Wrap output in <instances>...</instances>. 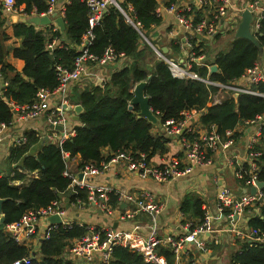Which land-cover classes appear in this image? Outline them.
Instances as JSON below:
<instances>
[{"label": "trees", "instance_id": "16d2710c", "mask_svg": "<svg viewBox=\"0 0 264 264\" xmlns=\"http://www.w3.org/2000/svg\"><path fill=\"white\" fill-rule=\"evenodd\" d=\"M60 2L58 0V4ZM119 4L132 21L140 24V29L146 36H149L152 28L160 24L161 17L155 0H119ZM14 5L18 9L22 8L27 15L33 9L37 14L46 10L44 0H15ZM63 19L65 29L51 34L49 26L38 29L27 19L11 24L13 35L21 39L20 44L12 48V55L24 62L22 69L17 71L5 61L8 53L5 45L8 37L5 32L7 17L0 13V73L8 80V87L0 95V123L8 122L11 118L7 101L17 104L31 103L38 88L53 89L56 86L55 64L72 67L73 59L77 55L73 47H55L50 50L46 44L50 37H57L63 43H78L88 30L87 7L81 0H69L64 3ZM91 31L94 35L89 47L91 53L100 55L106 46L111 45L115 51L130 57L131 61L114 70L102 84L74 91L72 101L81 104L83 111L79 113V120L73 121L74 135L64 140L61 146L47 141L33 154L31 152L39 141V136L30 131L22 144L10 148L9 161L15 165L14 174L0 176V198L4 199L1 204L3 224L18 220L30 208L46 206L55 199L62 200L61 197L68 203L75 200L76 196L85 202L86 189H78L76 196L67 190L70 179L62 173L66 162L62 152H67L71 158L77 157V167H80L84 163L107 160L110 155H102L104 147H108L111 152L119 149L130 150L134 154L144 152L148 158L166 151V144L171 136L163 134V131L152 133L155 124L145 117L137 116V105L131 110L128 109L133 86L139 81H146L144 93L148 96L149 106L159 118L161 126L167 119H181L180 112L188 109L200 111L197 120L201 124H214L219 133L224 134L226 130L233 129L239 120L254 117L264 106L263 99L245 94L237 98L227 97L221 104H209V89L205 84L198 80L172 77L164 60L154 55L135 27L113 5L107 8L100 23L93 26ZM221 34L218 33L215 38L218 39ZM256 35L262 48L264 13ZM192 40L194 42L196 38ZM225 41L228 42L227 48L217 51L212 59L217 64L218 71L210 74L211 78L221 82L239 76L258 59L260 50L251 41L242 37L236 38L231 32H228ZM166 45L169 50L167 56H172L171 52L177 54L180 51L173 39ZM199 46L206 53L210 48L204 41H200ZM193 68L205 76V68ZM258 88L264 90V84L261 83ZM258 164V179L264 181V149ZM26 173L32 174L27 183L20 187L11 183L13 179H23ZM262 192L264 198V187ZM108 196L110 202L115 203V194L109 193ZM202 206L203 202L197 196L190 195L181 201L179 209L194 217L190 221L195 224L203 218ZM258 206V213L247 211L249 216L246 224L252 229L264 232V204ZM85 232V227L76 223L71 227L51 225L49 237L40 241L38 256L33 255L29 264H75L64 258L63 254L69 241L81 237ZM158 252L166 257L169 264H173V255L168 248L159 246ZM30 254L29 247L17 244L8 237L3 228L0 229V264H12ZM108 264L150 263L145 262L132 249L115 246ZM229 264H264V247L255 242L239 243V249L229 256Z\"/></svg>", "mask_w": 264, "mask_h": 264}, {"label": "built area", "instance_id": "2783aa9c", "mask_svg": "<svg viewBox=\"0 0 264 264\" xmlns=\"http://www.w3.org/2000/svg\"><path fill=\"white\" fill-rule=\"evenodd\" d=\"M81 1L87 7L88 30L82 35L80 41L75 44L63 43L57 37H50V41L46 44L50 50L55 47H73L77 55L73 59L72 67L59 63L55 64L56 86L53 89L38 88L31 103L17 104L13 101H7L11 118L8 122L0 123V138L4 131L12 126L15 121L35 119L44 111H48L47 130L51 142L61 146L64 140L74 135L73 125L67 127L70 114H74L73 107L75 105L68 96L71 88L75 84H80L83 87L88 82L84 78L88 75V68L91 66L97 69L100 68L101 72L103 70L107 72L106 66L111 63H119L120 68L131 61L130 57L123 52L115 51L111 45L106 46L100 55H95L89 51L94 38L91 29L100 23L110 5H113L124 14L128 22L135 27L142 40L154 50L158 58L164 60L172 77L203 82L209 89V104H221L227 97H234V93L237 94V97L245 94L264 100V90L258 88L261 83L264 84V45L261 48V57H258L239 76L227 82L214 80L210 77L212 73L210 67L216 64L212 61L214 55H207L203 48L199 46L200 41H203V39L197 37V35L206 38V42H210L215 40L218 33H233L235 31L240 15L229 14L230 0H195L191 3L190 0H170L169 4L164 6L163 10L174 17V25L178 29L175 32H170L171 39L178 44L180 49L175 58L167 56L168 48L167 52L163 53L161 47L156 45L150 36L143 33L140 24L132 21L120 7L119 0ZM14 2L15 0H0V13L6 17L18 14L23 18L31 15H47L51 19V23L47 25L50 27L51 34V32L60 30L55 18L57 16L63 17L64 3L69 2V0L61 4H58V0H44L46 10L37 14L36 10L33 9L30 15L25 14L22 8H16ZM248 7L252 11L250 30L257 38L256 33L260 29L264 13V0H252ZM195 11H198L199 14ZM193 38H196L194 42ZM194 66L205 68V76L194 70ZM102 73H98L96 78L91 81V85L102 84V82L109 79L111 73ZM7 87L8 80L2 77L0 73V95ZM52 97L56 98V102L49 107L47 103ZM199 112L184 109L180 112L181 119L177 121L167 119L162 125L163 134L169 135L171 138H177L182 145L184 159H186L184 164L180 163L178 158L175 157L156 164L144 152L134 154L130 150L119 149L111 152L107 160H101L99 163H84L82 166L77 167L78 158H71L67 152H62L66 158L65 169L62 173L70 179L67 190L76 196L78 189H86L87 198L85 202L78 196L70 203L66 202L64 197H61L62 200H52L46 206L26 210L16 221L3 224V230L14 242L28 247L30 239L33 237H38L41 240L48 238L51 225L61 224L71 227L72 224L76 223L85 227L86 232L81 237L69 241L63 257L68 260L85 258L90 263L95 261L94 264H108L112 249L115 246H122L136 251L145 262L150 264H169L166 257L158 252V247L163 246L172 253L173 264H181L182 257L192 251V244L206 249L205 251L210 255L212 253L211 244L220 243V234L222 233L234 235L233 246H236L237 242H243V244L255 242L264 247V232L248 227L246 219H244L248 207L255 205V210H253L258 213V205L264 204L262 189L256 187L260 167L258 159L264 149V106L254 117L239 120L233 129L226 130L224 134L219 133L214 124H201L197 120ZM195 123L201 124L203 128L195 131L193 129ZM59 125L62 126V129H58ZM238 126L242 127L241 132L237 130ZM245 129H248V134L243 142L244 155L238 156L231 153L230 148ZM235 132L238 134L234 135ZM25 140L26 138H20L17 142L20 145ZM215 152H219L225 165L231 168L233 178L247 189L245 193H235L227 184L218 187L215 193V218L222 217L228 222L223 227H215L212 224L214 215L202 206L204 215L199 223L194 224L190 220H184L183 213L179 212L178 220H180V227L185 230L184 233L178 236L160 238L157 217L162 209V203L152 191L147 189L138 191L118 189L115 191V203H112L108 196L111 191L108 186L93 184L88 180L91 176L101 173L108 166L120 162L129 171L135 172L142 179L148 178L155 182H165L189 173L195 165L211 164V154ZM79 172L82 173L80 179L78 178ZM252 186L256 188L254 194L249 192ZM260 197L263 199L261 202L259 201ZM121 204H125L126 207H121ZM66 206L81 209L85 207L93 208L103 214L110 222L107 226H99L69 219L66 216ZM50 215L58 216L60 222H48L45 228L39 231L41 218ZM139 215H146L148 220V232L145 234L140 232L139 225L129 229L113 227L114 221L133 220ZM205 233H208L209 240L207 244L202 238ZM32 257L33 254L31 253L12 264H29ZM192 263L194 262L190 261V264Z\"/></svg>", "mask_w": 264, "mask_h": 264}, {"label": "crops", "instance_id": "0c3cea01", "mask_svg": "<svg viewBox=\"0 0 264 264\" xmlns=\"http://www.w3.org/2000/svg\"><path fill=\"white\" fill-rule=\"evenodd\" d=\"M66 0H61L60 4L65 2ZM157 2V11L160 14L161 21L160 24L152 28L149 32L150 38L153 40L155 44H158V41H163L160 47L166 46V43L171 40L170 32L177 31V27L174 25V17L163 10L164 6L170 0H155ZM195 0H190L189 2H193ZM252 0H230V5L228 8V12L231 15H240L241 11L248 7L249 3ZM198 12V11H195ZM199 14V12H198ZM16 16H8L7 17V25L5 27V32L7 34V39L5 40V45L8 48V53L5 57V61L9 63L14 69L20 71L23 67V60L12 55V48L18 46L21 42V39L15 37L12 33L11 24L18 20H23L27 18H23L21 15L15 14ZM17 19H16V18ZM16 19V20H15ZM36 25V24H35ZM38 29H43L45 26L36 25ZM223 31V30H220ZM228 37V33H223L221 36L213 41L206 42L203 40L207 46L210 48H218L214 50L210 55H214L221 48L217 46L218 42L221 40H226ZM165 43V44H164ZM173 57L177 56L176 53L171 52ZM119 68V63H111L106 66L107 72L104 70V73H112L114 70ZM103 74L100 68H96L91 66L88 68V75L85 76L84 79L91 82L96 78L98 73ZM3 76V75H2ZM75 84L71 90L69 91V98L72 101V95L74 91L83 89L82 86ZM55 97L49 99L47 105L50 107L53 103L56 102ZM74 99V98H73ZM73 102V101H72ZM74 103V102H73ZM76 104V103H74ZM47 113L48 111H44L39 117L35 119H26L15 121L12 126H10L7 130L4 131L3 135L0 138V162L3 160L4 164L0 166V176L4 174L13 175L15 170L14 163L9 161V150L13 146H18L17 142L20 138H26L27 133L30 131H34L39 136V141L35 144L32 149L33 154H35L42 146L43 143L50 141L49 140V132L47 130ZM72 114H70V117ZM68 119L69 123L67 127L73 125L72 119ZM193 129L195 131L202 129V125L199 123H195L193 125ZM237 130L241 132L242 127L238 126ZM161 132L160 127L155 125L152 128V133ZM248 134V129H245L234 145L230 148L231 153L236 154L238 156L244 155L243 142L246 139ZM110 150L108 147H104L102 149V155L107 157L110 154ZM178 158L179 162L184 164L186 159H184V151L182 145L180 144L177 138H171L169 142L166 144V151L161 153H155L150 160L156 164H160L169 158ZM212 162L209 165L199 166L195 165L189 173L180 175L175 179L165 181V182H155L151 179H142L135 172L129 171L124 164L116 163L108 166L101 173L91 176L88 180L93 184H99L108 186L111 191L110 194H115V191L118 189H125L129 191H138L141 189H147L152 191L156 198L162 203V209L160 210L157 223L159 225L158 235L161 238H165L168 236H178L184 233V229L180 227V220H178V215L180 211L179 206L181 201L190 195L197 196L202 202L203 206L214 215L212 219V224L215 227H223L228 224V222L220 217L219 219L215 218V193L218 190V187L222 184H227L235 193H245V187L233 178L232 170L227 165H225L223 157L219 152H215L211 154ZM32 174L26 173L23 179H13L11 181L12 184L17 186H22L29 181ZM108 193V194H109ZM67 207V206H66ZM121 207L125 208V204H121ZM66 216L67 218L83 221L85 223L99 225V226H107L109 224V219H106L103 214L99 211L90 208H74L67 207L66 208ZM255 210V209H254ZM253 210V211H254ZM252 211V212H253ZM183 213V212H182ZM249 212L244 214V219L247 221V217ZM194 217L189 216L187 213H183L184 220H190ZM49 217H42L40 220L39 231H42L47 225L48 222H52ZM116 222V221H114ZM113 222V223H114ZM182 223V222H181ZM135 225L140 226V232L145 234L148 232V220L146 215H139L135 217L133 220L116 222L115 227L118 229H129L133 228ZM241 226V223H240ZM40 233V232H39ZM41 234V233H40ZM41 236V235H40ZM205 243H208V237L204 234L202 235ZM221 242L219 243L222 249L219 251H229L230 248L233 247L232 240L234 239V235L231 233H222L220 234ZM41 239L38 237H33L30 239L29 249L31 253L35 256H38L39 243ZM217 246V245H212ZM192 251L188 255H184L181 259V264H190L192 260V264H222V261L219 262V256L213 251L211 255L204 256L202 254V248L196 244L191 245ZM219 259V260H218ZM75 264H94L90 263L85 258H75L70 259ZM186 260V262H185Z\"/></svg>", "mask_w": 264, "mask_h": 264}, {"label": "water", "instance_id": "95a60500", "mask_svg": "<svg viewBox=\"0 0 264 264\" xmlns=\"http://www.w3.org/2000/svg\"><path fill=\"white\" fill-rule=\"evenodd\" d=\"M10 16L12 17L13 15H10ZM14 16H16V15H14ZM251 18H252L251 9L249 7L244 8L240 13V20L238 22L237 28L233 32V36L236 38H238V37L245 38L260 48V45H259L257 38L253 35V33L250 30ZM27 21L30 23L36 24V25H43V26H47L51 23V19L47 15H43V16L31 15L30 17L27 18ZM55 22L58 25L60 31H63L65 29V21H64L62 16H57L55 18ZM197 37L206 41V38H204V37H201L199 35H197ZM161 51L163 53H166L167 47L162 46ZM261 55H262V50L260 48L258 57L260 58ZM216 71H218V66H217V64H213L210 67V72H216ZM145 84H146L145 80L139 81L136 84H134L133 89H132L133 96L129 100L128 109L131 110L134 105H137L139 107V111L137 113V116L138 117H145L149 122L160 127V130L162 131V126H161L160 120L153 113L152 109L150 108L149 101H148L149 98L144 93ZM233 96H234V98H237L236 93H234ZM73 111H74V114L71 116V119L73 121H78L79 120V113H81L83 111L82 105L79 103H76L73 107ZM58 129H62V126L59 125ZM81 177H82V173L79 172L78 178L80 179ZM256 187L259 189H262L264 187V181L258 180L256 182ZM245 191H247V189H245ZM249 192L252 194L256 193L255 186L250 187ZM262 200L263 199L260 197L259 201L261 202ZM3 201H4V199L0 198V229L3 227V220H4V217H3V214L1 211V204ZM50 219L55 221V222H60V218L56 215H52L50 217ZM115 225H116V222L113 223V227H115ZM205 235L207 236L208 233H205Z\"/></svg>", "mask_w": 264, "mask_h": 264}, {"label": "rangeland", "instance_id": "374dc122", "mask_svg": "<svg viewBox=\"0 0 264 264\" xmlns=\"http://www.w3.org/2000/svg\"><path fill=\"white\" fill-rule=\"evenodd\" d=\"M163 43V41H158V44L159 45H161ZM158 44H156V45H158ZM165 44V43H164ZM158 45V46H159ZM217 46H219L220 48H221V50L223 49V50H225L226 48H227V46H228V42L226 43V41L225 40H221V42H218L217 43ZM152 49V48H151ZM218 48H209L208 50H207V55H210V53H213V51L214 50H217ZM153 50V49H152ZM153 53H154V50H153ZM154 55L157 57V55L154 53ZM153 55V56H154ZM173 57V56H172ZM176 57V56H175ZM174 57V58H175ZM78 85H80V84H77L76 86H78ZM90 85H91V82L89 81V82H87V83H85L84 84V86L82 87V88H88V87H90ZM81 86V85H80ZM73 121V120H72ZM4 164V161L2 160L1 162H0V166H2ZM255 208V205L254 206H252V207H248V209H247V211H253V209ZM246 211V212H247ZM49 218L51 217V215L50 216H48ZM222 240H220V242H221ZM217 246H213L212 248H211V246H210V248L212 249V253H213V251L219 256V259H221L219 262H221L222 261V264H229V256L233 253V252H235L236 250H237V248H239V243L237 242V244H236V246H233L232 248H230V250L229 251H226L225 253L223 252V251H219V249H222L220 246V244L218 243V244H216ZM207 248V247H206ZM206 249H202V254L204 255V256H207V255H209V253H207V251H205ZM211 253V252H210ZM211 253V254H212ZM210 254V255H211ZM218 259V260H219ZM192 261V260H191ZM185 262H186V260H185Z\"/></svg>", "mask_w": 264, "mask_h": 264}]
</instances>
